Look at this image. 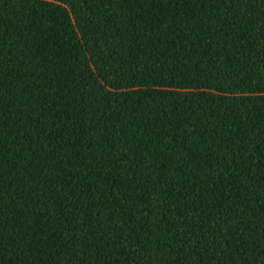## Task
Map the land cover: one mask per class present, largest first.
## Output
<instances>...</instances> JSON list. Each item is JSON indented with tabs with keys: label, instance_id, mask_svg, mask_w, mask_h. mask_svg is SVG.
<instances>
[{
	"label": "trees",
	"instance_id": "trees-1",
	"mask_svg": "<svg viewBox=\"0 0 264 264\" xmlns=\"http://www.w3.org/2000/svg\"><path fill=\"white\" fill-rule=\"evenodd\" d=\"M0 264H264V0H0Z\"/></svg>",
	"mask_w": 264,
	"mask_h": 264
}]
</instances>
